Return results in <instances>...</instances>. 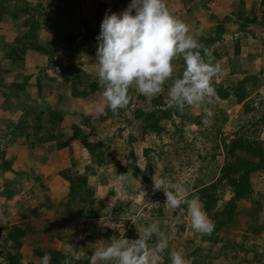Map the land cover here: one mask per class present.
Returning <instances> with one entry per match:
<instances>
[{"label": "rangeland", "instance_id": "374dc122", "mask_svg": "<svg viewBox=\"0 0 264 264\" xmlns=\"http://www.w3.org/2000/svg\"><path fill=\"white\" fill-rule=\"evenodd\" d=\"M27 1L32 4L36 2V0ZM108 1L94 0L96 3L108 4L103 8V17L106 12L119 13L131 2V0H114L113 3L111 1L108 3ZM92 2L89 1V4ZM41 3L43 5L46 4L44 1ZM165 4L168 11L183 20L189 26L190 33L197 35V37L202 36V34H205V37L213 34L211 28L216 26L217 23H221L220 20L223 16L231 14L228 11H224L226 6L223 4L216 6L213 1L205 5L203 0H165ZM186 4L192 5L194 10L199 6L200 13L192 11L184 15L181 13V9L182 7L185 9L184 6ZM249 4L251 7L247 15L259 18L264 15V4L258 5L259 0H249ZM89 10L93 11L92 9ZM238 11L242 12V14L246 13L243 12V2L238 4ZM80 12H75L73 15L74 19L71 18L73 24H77L75 21L79 17L91 23L92 13L89 12L90 14H87L86 6H83ZM221 24L223 25V23ZM4 26H7V24L5 23ZM200 28L206 29L208 34L207 32L199 31ZM224 28L227 29L223 30V39L225 37L232 39L230 36L232 31L228 30L230 25H226ZM239 29L237 27L236 31ZM15 31L17 30L15 29ZM78 31L81 34L84 31V27L79 25ZM4 35L5 40L9 43L6 37L7 32ZM45 35L50 39L52 38L49 33ZM238 35L240 34L238 33ZM38 37L42 39L43 32L40 31ZM81 41L82 39L75 41V50H72L71 53L53 50L51 52V61L45 58V61L42 62L41 60H36V57L27 58L25 56L22 69L12 68V71L5 75L6 80L19 82L24 78L23 75L30 74L29 80L33 82L30 84L34 86L35 76L39 74V80L52 84V97L44 94L41 96L42 99L40 101L36 97L35 89L32 88L31 94L33 98L31 101H34L33 103L35 104L52 102L51 105L55 106V101L58 98L56 95L60 91L62 84L61 81L66 76L65 73L60 72L62 64H74L77 70L91 79L98 78V69L95 64L96 55L83 56L82 49L79 46ZM199 41L202 42L201 40ZM94 42L97 41L96 37L93 36L89 40L83 41L88 51L95 47H93ZM216 46L213 45V48H208L210 51L214 50L213 63H218L217 60L220 58L219 47ZM262 49L263 45L260 50ZM50 63L54 64L53 67ZM58 64L61 65L59 66ZM219 64L222 65L221 63ZM174 67L173 77H176L179 67L176 65ZM0 68H10L7 58L3 55L1 49ZM232 73V69L225 68L212 81L216 85H221L224 90H230H228L229 92L227 91L228 97L226 99L217 100L215 98L214 103L211 105L205 103L187 108L188 121L180 133L182 141L177 142L176 145L169 140L167 135L157 137L147 133H140L141 121L133 120L130 113L134 108L146 109V107H149V99L152 97L140 94L135 85L128 90L129 104L125 108L119 109L116 113L111 110L106 111V108L108 109L107 103L103 96L101 97L97 93L81 100L72 98L61 100L57 107L66 110L67 114L59 124L60 132L63 137L67 138L71 136L73 129L83 127L81 126L83 119L78 114L91 117L86 136L88 142L97 140L102 144L99 149L102 162L99 164L93 162V159L90 158L87 151L77 140L65 139L67 141V146L65 147H57L55 141L34 143L33 145L24 143L23 137L25 135L29 137L30 143L36 138L46 137L47 134H45L43 128H46L47 124L43 122L42 131L36 133L32 128L34 126V115L30 114L24 117L20 115V112H14L13 108L10 109L8 107V110L10 109L8 112L14 116L16 126L9 129L7 131L8 134L5 131L2 132L3 134L0 133V146L6 145L9 148L8 157L15 155L14 160L19 168V176H14L10 181V183L13 181V184L17 186V189H14L10 196H7V192L0 188V227L6 224L23 226L24 223H31L32 227L36 229L37 227H42L40 232L35 229L29 231L28 234L31 239L24 237L22 241L24 245L20 249L22 254L30 252L32 243L35 241L42 247H49L55 250L63 246L62 249L67 264H80L85 259L88 260V264H91L92 253L97 248L109 243L112 238H120L124 234L128 239H136L138 238V232L142 233L145 226L156 222L159 224L160 231L167 236L169 241V248L162 255V264H171L169 252L172 250L179 251L184 257L186 264H189L187 240L190 238L193 240L191 235L194 230L191 228L187 205H181L176 209L165 205L166 197L163 192L153 191L152 177L164 178L171 183L183 184L187 189L185 193L187 195L192 192L194 187L200 184L208 186L216 179L225 160L226 148L224 149L223 146L229 145L233 135L247 132L245 135L252 138L253 134H251V131L252 129H257V127L250 126V123L256 122L258 117L264 114V80L256 82L258 85H256L257 87L254 88L250 95L246 94L241 97L243 92L241 89L245 90L243 88L244 82L238 81V75H235L236 80L232 81L234 77L230 76ZM235 74H239V72ZM168 82L171 81H167L165 84ZM162 92L165 93L168 90H163ZM65 93L66 95L69 93L67 88H65ZM1 99L0 96V101ZM25 102H27L26 99ZM166 106L169 107L170 103H166ZM5 108V105H0L1 110L5 111ZM208 108L212 109L214 115L211 117V122L206 124L204 121L207 118L206 110ZM101 116H103V120L100 119ZM196 117H200L199 125L194 124ZM0 122H3L0 125L5 128V122H8V119L0 118ZM23 124L26 125L24 132L20 128ZM165 126L168 132L173 131L169 123H166ZM262 127L260 126L261 131H259L258 135L260 140L264 141ZM19 134L20 136H18ZM35 134L37 135L35 136ZM168 144L172 145L168 147ZM39 145H46L47 148L38 150L37 147ZM143 149H147L148 152L144 154ZM36 151L39 153H36ZM60 153L64 157L60 156ZM67 160L70 164L68 167L65 166L68 163ZM137 160L141 166L146 162L147 167L151 170L148 181L145 183L140 182L138 174L133 171V167L138 168L136 166ZM129 169L132 170V175H129L126 179H120L118 175L127 174ZM139 171L142 172L140 169ZM60 173H64L67 178L85 177L86 184L92 190L94 199L92 207L93 218L91 220L82 219L80 222L66 224L59 229L51 230L53 234L57 231L63 237L62 245H59V241L56 238L49 240L50 232L44 229L45 226L42 225L44 221H48L50 224L60 221V217L54 213V210L47 209L49 205V209L55 208V202L62 194L66 193V191L62 192L65 189L67 190L69 186L68 182L60 176ZM9 176L11 177V175ZM0 180H3L1 175ZM250 180L253 192L261 203L262 211L257 213V217L254 218L252 214L251 216L250 214H240L233 224L221 229L219 232L221 242L216 245L209 247V244L203 243L200 253L208 256L209 261L207 264H264V228L257 235L251 234L254 220L257 225L262 224L264 221V171L253 173ZM0 186H2L1 182ZM224 191L218 192V205L225 202L230 196L227 190ZM6 196L9 199L5 200ZM6 201L9 202L8 205H6ZM248 206L247 202L238 203L240 210H245ZM31 211L36 212L35 217H33ZM183 228L184 230H182ZM102 230L108 232V241H103L102 236H100ZM1 239L2 236L0 234ZM155 239L156 237L154 236L150 243H153ZM234 241L244 244L247 250L246 253H241L240 251L238 253L244 258L242 263L232 259L231 254L233 252L230 249H221L222 246L232 244ZM194 242L197 243L196 240ZM0 247L2 250L1 243ZM209 248L210 251H208ZM0 253V264H3V253L2 251ZM254 253L255 257H253ZM164 258H167V261ZM27 261V259H23L22 262L25 264ZM37 264H40V261ZM108 264H114V262H108Z\"/></svg>", "mask_w": 264, "mask_h": 264}, {"label": "trees", "instance_id": "16d2710c", "mask_svg": "<svg viewBox=\"0 0 264 264\" xmlns=\"http://www.w3.org/2000/svg\"><path fill=\"white\" fill-rule=\"evenodd\" d=\"M42 1L46 4L43 5L41 3ZM89 1L92 2V0H36V2L32 4L27 0H0V49L7 58L10 66L9 69L0 68V96L2 99L12 98L14 101L13 110L20 112L21 116L23 115L26 117L30 114L34 115V126L32 128L36 133L42 131L43 122L47 124L44 123L47 127L43 128L45 134H47L46 137L36 138L30 143L29 137L25 135L23 137L24 143L33 145L34 143L55 141L57 147H65L67 146V139L77 140L87 151L90 158L93 159V162L99 164L102 162L101 153L99 151L102 144L97 140L88 142L86 136V134H88V124L91 117L78 114V116L83 119L81 122V126L83 127L73 129L71 136L65 138L59 130V124L67 113L66 110L57 107L61 100H66L68 98L81 100L96 93L100 94L102 97L103 89L98 84V78L91 79L86 74L77 70L74 64L65 63L62 64V66L58 64L60 66V72L65 73L66 76L61 81L62 84L60 86V91H58L56 95L58 98L55 101V106L48 105L46 102L35 104L33 103L34 101L29 100L27 89L31 87L29 82L30 74L23 75L24 78L19 82L13 80L9 81L5 78V75L9 74L12 68L18 70L22 69L25 56H27V58L41 56L51 61V52L53 50L71 53L72 50H75L74 43L77 39H82L79 46L82 49L83 56H90L93 54V56H95L97 42H94L95 44H93V47H95L88 51L83 41L89 40L92 36L96 37L99 34V26L103 19V8L108 4L96 3L94 0L89 4ZM109 1H111V3L114 2V0ZM212 1L214 0H203V3L208 5V3ZM263 4L264 0H259L258 5ZM83 6H86L87 14H90L89 12L92 13L91 23L79 17L78 20L75 21L77 24H73L71 18H73L75 12L81 13L80 10H82ZM184 7L185 9L183 7L181 9V13L184 15L195 11L192 5L186 4ZM243 15L242 12L237 11L236 13L223 16L220 20L223 25L217 23L216 26L211 28L213 34H209L210 36L205 37V34H202L200 37L198 36V41H202H199V43L206 48H213V45L221 44L224 36L223 30L225 31L224 27L231 21L240 28L230 35L232 40L236 39L238 33L243 36L246 32L250 40H264V15L260 18ZM5 23L7 26H4ZM79 25L84 27V31L81 34H79L80 32L78 31ZM251 25L261 27L263 33H253L246 30L247 27ZM69 26L71 30H69ZM42 30L52 35V38H39L38 33ZM5 32H7L6 37L9 43L5 40ZM211 52L212 56H214V50H211ZM54 63L57 64L56 62ZM173 63L179 67L178 75L173 77L177 78L184 70V62L181 58L175 60ZM50 65L53 67L54 64L50 63ZM78 75H80V77H78ZM35 77L33 87H35L36 97L42 99L41 96L44 94L51 97L52 84L39 80V74ZM171 82L164 85V90H168V86ZM212 83L216 89V99H226L230 90L228 88L229 91L224 90L221 88V85H216L214 82ZM65 88L69 91L68 95L65 93ZM165 94H167V92H161L159 95L150 98L149 107H146V109L139 107L134 108L131 110L130 114L133 120L141 121L140 133H147L157 137L167 135L169 136V140L176 145L177 142L182 141L180 133L185 123L188 121L187 108L189 106H185L181 111L169 102L168 95ZM22 97L26 99L27 102L22 101ZM166 103H170V106L167 107ZM107 110L110 109L106 108V111ZM100 119L103 120V116H101ZM175 119L176 121H174ZM166 123H169L172 127V132H168L165 128ZM194 124H200V117L194 119ZM250 126L257 127V129L255 128L251 131V134H253L252 138L245 135L247 132H245V134L238 133L232 136L228 146H223L224 149L226 148L225 160L221 165L216 179L208 186L200 184L194 187L192 192L186 195L188 199L198 197L209 218L215 224V229L211 235L202 236L193 231L191 235L193 240L191 238L187 240L189 246V264H207L209 261L208 256H204L200 253L203 243L209 244V247L216 245L221 242V237L219 236L221 229L233 224L240 214H250V216L252 214L254 218L257 217V213L262 211L261 203L253 192L250 178L253 173L264 171V141L260 140L258 135L259 131H261L260 126H264V114L258 117L256 122L250 123ZM20 128H22V132H24L26 125L23 124ZM8 130L9 129H7L5 133H7ZM36 135L37 134H35V136ZM18 136H20V134ZM130 141L132 140L130 139ZM171 145L172 144H168V147ZM8 151L9 148H7L6 145L0 146V173L7 174L6 179L10 182L14 176H19V168L15 164V155L7 157ZM143 152L146 154L148 151L147 149H143ZM133 171L138 174L139 181L142 183L148 181L151 173L149 167L143 172L133 167ZM9 175H11V177ZM60 176L68 182L69 186L67 187L66 193L62 194L55 202L54 209H49L50 205L47 207L48 210H54V213L60 217V221L52 222V225L50 222L44 221L42 225L45 226L44 229L50 232L48 239L52 240L56 238L59 241V245H62L63 237L60 236L57 231L53 234L51 230L55 228L59 229L66 224L80 222L82 219L91 220L93 218L92 207L94 199L93 192L87 186L86 180L84 179L85 177L76 176L67 178L64 173H60ZM4 189L7 190V196H10L13 190L17 189V186L15 184H10V186L6 185L2 187V190ZM224 190H227L230 196L225 202L218 205V192H225ZM7 199H9V197H7L6 200ZM6 202L9 203L8 201ZM240 202H247L249 206L247 208L245 207V210H240L238 208V203ZM182 205L184 206V204ZM31 213L33 217L36 216L35 211H31ZM253 224L254 227L251 230V234L257 235L263 230L264 221L262 224L257 225L254 220ZM32 229L40 232L42 227H37V229L33 228L31 223H24L23 226L6 224L0 227V234L2 236L0 243L3 247L2 250H0L3 253V264H24L22 262L23 259L28 260L25 264H37L46 252L51 255V264H64L66 257L62 249L63 246L55 250L49 247H42L37 242L33 241L30 252L24 254L20 253V249L24 245L22 242L23 239L24 237L31 239L28 233ZM182 230H184V228ZM100 236H102L103 241H108L109 239L108 232L105 230L100 232ZM244 239L246 238L244 237ZM194 240H196L197 243H195ZM234 242L222 246L221 249H230L233 252L231 254L232 259L238 263H242L244 258L238 253L239 251L241 253H246L247 250L244 244ZM208 251H210V248ZM253 257H255V253ZM164 259L167 261V258ZM80 264H88V260L85 259Z\"/></svg>", "mask_w": 264, "mask_h": 264}, {"label": "clouds", "instance_id": "9594fccd", "mask_svg": "<svg viewBox=\"0 0 264 264\" xmlns=\"http://www.w3.org/2000/svg\"><path fill=\"white\" fill-rule=\"evenodd\" d=\"M99 27L95 62L98 84L113 113L129 104L128 90L133 85L140 94L155 97L164 90L167 81H172L167 92L169 102L181 111L185 106L214 103L216 89L212 81L224 69L213 63L212 52L190 33L189 26L168 11L165 0H131L119 13L106 12ZM181 58L184 70L173 78V62ZM213 115L208 108L204 122L209 124ZM136 166L143 172L147 163L141 166L137 160ZM129 175L131 169L118 176L123 180ZM152 180L153 191H162L166 197L165 205L172 209L187 205L191 228L196 233L212 234L215 224L198 197L188 199L187 189L181 183L154 176ZM154 236L155 241L150 243ZM168 248L167 236L154 222L145 226L142 233L138 232L136 239L123 234L97 248L91 255V264H162V255ZM169 258L171 264H186L179 251H170ZM51 259L46 252L40 264H51Z\"/></svg>", "mask_w": 264, "mask_h": 264}, {"label": "crops", "instance_id": "0c3cea01", "mask_svg": "<svg viewBox=\"0 0 264 264\" xmlns=\"http://www.w3.org/2000/svg\"><path fill=\"white\" fill-rule=\"evenodd\" d=\"M240 2H243V12H246L243 16H247V12H249V8L251 7V5L249 4V0H214L213 4H215L216 6L223 4L224 6H226L225 7L226 10H224V11L236 13L238 11V4ZM175 6H177V5L175 4ZM179 9H181V8H179ZM235 9H236V11H235ZM170 10H173V9H170ZM195 11H197V12L200 11L199 6L196 7ZM257 18H259V17H257ZM231 23H232V21L230 23H227L226 25L227 26L230 25V28L228 30L232 31L231 34H233L236 32V28L238 26L235 23H233V24H231ZM225 29H227V28H225ZM246 30L251 31L253 33H257V32L258 33L260 32L261 34L263 33V29L261 27L256 26V25L248 26ZM199 31L206 32V29L200 28ZM41 32H43V37L50 39L48 36L45 35L47 33H45L44 30ZM247 35H248L247 32L243 36H242V34L237 35L236 39H234L233 41H230L232 39H229V37H225L223 39V42L220 45L216 46V47H219V51H220V58L217 60V62L222 64L221 67L223 69L228 68L230 70L231 69L233 70L232 75H230V76H234L232 78V81H235L236 80L235 75H238V78H237L238 81L244 82L243 88L245 90L241 89V91H243L241 93V97H243L246 94L250 95V93L254 90V88L257 87L256 85H258L256 82L264 80V40L263 39H261V40H257V39L256 40H250L249 37H247ZM262 45H263V49L260 50ZM222 54H224V55H222ZM44 59H45V57L43 58L41 56H36V60H41L43 62V61H45ZM251 71H253V72H251ZM236 72H239V74H235ZM258 77H259V79H258ZM30 83H33L32 80H30ZM32 88L35 89V87H33L32 85L30 88L27 89V93L29 94V100H31L33 98L32 94H31ZM29 90H30V92H29ZM21 100L25 101V99H23V97ZM47 100H50V99H47ZM1 101H0V103L5 105L6 108H5V111L0 109V118L4 119V120L8 119V122H5V128H3L4 127L3 125H0V133H2L3 131H6L7 129H11L13 126L14 127L16 126V122H15L13 114L8 112V111H10L11 108H14L13 99L12 98H5L3 100L1 99ZM47 104L51 105L52 102H49ZM8 107H10L9 110H8ZM14 112H17V111L14 110ZM2 123L3 122H0V124H2ZM262 129L264 131V126L262 127ZM261 136H262V134H261ZM7 138H8V136H7ZM45 148H47L46 145H39L37 147L38 150L45 149ZM36 153H39V152L36 151ZM66 155H67V153H66ZM60 156H63V155L60 153ZM56 162H58V161H56ZM68 165L70 166L69 161H68V163L65 164V166L68 167ZM0 175L3 179V180H0V182L2 184V186H0V188L5 187L6 185L10 186V184L14 183L13 181L10 183L9 180L6 179L7 174H0ZM5 191H7V190H5ZM65 191H66V189L62 193H64ZM6 205H8L7 202H6Z\"/></svg>", "mask_w": 264, "mask_h": 264}]
</instances>
